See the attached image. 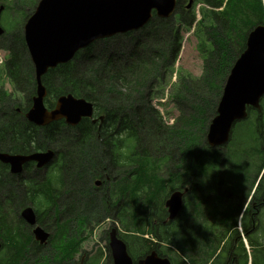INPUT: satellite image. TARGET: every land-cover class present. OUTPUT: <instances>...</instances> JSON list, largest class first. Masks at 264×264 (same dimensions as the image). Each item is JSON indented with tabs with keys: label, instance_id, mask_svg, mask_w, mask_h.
<instances>
[{
	"label": "rangeland",
	"instance_id": "374dc122",
	"mask_svg": "<svg viewBox=\"0 0 264 264\" xmlns=\"http://www.w3.org/2000/svg\"><path fill=\"white\" fill-rule=\"evenodd\" d=\"M38 1L39 0H6V2H3L2 5L9 7L7 13L8 16H2V19L5 17V23H9L8 17H15L17 23L22 20L27 21L28 18L31 17V15L33 14L35 7L38 4ZM226 2L228 3V6L224 8V12H228L225 15L219 16V20L216 21L214 25L213 22L207 17L209 10H211V7L208 6L204 0L194 2V4H192V6L190 7L191 9H188L189 3L187 2H185L183 5H180L176 14L171 19H169V24L166 25L175 26V33H178L180 36L181 50L179 56L174 63L169 62L168 64H164V69L161 72L166 73L167 76L154 81L156 82V84L159 83L160 87H155L152 91L153 86L156 85L153 82L152 84H150V87L147 89L143 98L140 99V97H138V99L139 101L141 100V102L143 103H151L159 111L160 116L168 124V126L175 125L179 118L183 116V114L180 112V110L182 109V96L180 95V92L181 81L183 79V76L187 75L193 78L201 77L202 75H204L206 65H208V62H211L213 59L216 63L217 68H221L222 64L225 68V65L227 64V58H225V56L223 55L224 48L228 47L229 49L233 46L235 42L240 41L241 39L243 41L246 36V32L248 30H252L255 25L261 23V21L255 19L260 18V11L258 5L260 3L264 9V0H226ZM246 3H250L252 5V8H250L249 6H245L244 4ZM181 8L183 9L181 10ZM187 13H189L190 15H186ZM254 14L256 15V17H253ZM192 17L195 18L194 21H192ZM185 21L191 23H186ZM152 22L153 23L150 24L149 27L134 32V34H132L131 36L123 35L122 37H119L118 39L113 40L112 42H97L92 46L91 51L87 54H94L100 57H106L123 53L124 56H126L129 50H131L133 44L135 47V42L138 39H143L146 40L144 52L140 54L139 47H136V51L140 56H150L151 64L149 63V65H152L153 58L155 56H159L160 50L163 49V47L166 48V45L168 44V37L161 28V26L157 23L158 21H156L155 19ZM212 25L214 31L209 36L208 31ZM13 31L14 30H8L0 39V49L7 50L11 59H13L14 55L12 50L16 49V47L12 45V38L10 35V33H13ZM203 47L204 49L201 51ZM5 54L6 53L4 51H0V77L3 81L2 85L8 92L13 91L11 94L13 95V97L10 105L13 106V104H17L18 102L20 104V114L18 113V110H15L17 112V116H15L14 119L10 118L12 114L11 107H9L10 109H6L7 111H5V116L2 118L4 122L6 120V123H4L5 125L3 128L7 127V130L10 131L14 130L11 128V126L19 124L16 121L19 120V118L22 120V122L20 123H23L24 119L22 116H24L25 118V113L28 114V112L33 107V99L37 95V90L34 89L33 82L31 85L29 84L30 80L33 81V79H35V73L33 72L32 68H30L28 72L26 64L23 67V71L25 74L29 73V76L24 79L25 83L18 87L19 92L16 90L13 83L7 80L6 70L3 67V63L9 60L7 59ZM18 57L20 61L19 50ZM114 59H116V57H114ZM222 59H224L223 62ZM90 60H92V58L88 57L80 61V77L87 79H100L101 77L99 76V74H94V72L86 71L82 73V71L86 70L85 66H87V68H91V64L94 62H90ZM93 61H95L96 66L101 65L98 61ZM155 63L160 69V61L157 60ZM31 64H33L32 61ZM99 67L100 66H98L96 69L100 70ZM116 70L118 69L114 67L107 69L105 73L100 70V75L105 78L107 75L104 74ZM219 74L220 73H217V77ZM142 76L144 75L142 74L139 77ZM136 84L138 83L132 81L131 86H136ZM188 89L189 87H187L186 93H188ZM203 89H206V87H203L200 90ZM201 93L205 94L203 92ZM209 93L210 91H206L207 96L211 95ZM183 94L184 93H182V95ZM31 102L32 104L30 106ZM7 107L8 106H6V108ZM47 107L49 108L50 105L48 104ZM147 119L150 122V119L148 117ZM163 131L164 130H162V132ZM154 132H156L155 129ZM5 133L6 131L1 133L0 138H3ZM144 135H147L143 137L144 143H146L148 146L151 143L153 148H157L158 150L161 149L163 150V152L158 154H151L154 157H157L155 162L156 165L154 167L155 171L150 174V171L152 170L154 164L148 163L149 167L151 168H145L144 174L142 175H146V177L150 176V180L152 177H154V175H156V177L163 181L164 184L159 187H149L147 190H150V192L144 195L141 190L145 185H149L150 182L146 184L142 183L138 190H136V184L134 185V188L133 185L127 184L126 174L135 168H131L133 162L128 161L129 168L124 170L120 169L121 174L125 176L126 182L120 184L118 187L121 190L122 188H126L128 185H130L131 190L128 189V191H130V197L125 199L119 211L115 209V212L118 211V218H116V222L117 219L120 220L118 228L119 232H121V235L123 234L125 238L129 239L130 251L135 259H138L147 250L155 249L160 255L172 258L175 264H181L186 261H188L189 264H194V257H196V251H192V248L195 245L200 244L201 255L206 254L205 244L201 242L203 241V239H201L200 237V239L195 241L190 239L186 240L184 246L189 249H185L184 246L182 247V243L185 240L187 229L190 227V224L194 223L195 221L188 219L186 221V226L176 222H172L169 225H164L163 223L165 220V217L162 212L163 207L169 195L176 189L177 175H181L179 172V169L181 168V161H185V157L182 154L184 153L183 148L179 152L178 150H172L168 152L169 147L163 148V144L160 143L161 139H166L165 133H160L158 136H153L151 133H145ZM238 135L244 138V143L242 144V152L238 153L236 157H234L232 153L229 158V161L226 159L228 162L225 164V156L229 153V149L234 147V143L238 142ZM256 136H264L263 127L255 118H248L247 120L244 119L243 121L238 122L235 125L228 144L215 148L210 147L212 151L217 152L221 156L219 166H221V164H224V166L213 178H211L207 182L202 181L201 191H203V195L201 196V194H199V197L200 200L203 201L202 205H204V207L201 206V210L204 208L203 211L198 212L195 209L194 197L190 195L188 207L184 215H190L191 217L197 218L198 216H201L203 214V217L209 220L210 222L207 226L212 232L208 231L206 234L209 240L218 239L219 241L221 239V232L214 231L215 228H212L214 223L213 221L211 222L212 219L210 218V216L206 214V204L211 203L215 206V204L220 199H222L220 207L217 210L218 213L222 214V216H220V218L222 219L224 216H226V212H228V209L224 207V203L228 200V203L230 204V217L227 219L226 223L229 224L234 221V216L237 214L239 206L245 205L244 202H246L245 198L249 193V185L245 186L244 189L240 186L242 184L241 181H243V167L249 173L250 170L243 164L244 144L247 139L252 140L255 139ZM173 141H175V139ZM125 144H127V142H125ZM135 148H139V150L141 149V152L144 155V150L146 149V147L143 144H139V146H136ZM62 150L63 148H61V151ZM75 151L76 148L74 147L73 153H75ZM87 152L92 156L93 153L97 152V150L93 149L91 146H88ZM116 153L118 154L117 157L120 161L121 154L119 151H117ZM94 155L98 156L99 162L103 160L101 156L104 154H99L97 152ZM94 155L92 156V158H95ZM60 165H62L63 167H60ZM83 166L86 165L82 162L73 163L70 156H68L67 145H65L64 154L62 155V157L58 156L54 158L52 164L49 167L40 171L41 177H44L45 175L47 177L46 181H51L52 178L53 184L59 187L61 190L63 188L60 186V184L56 183L57 178H60L62 180L64 179V183L66 184L64 186L65 192L59 195V197L56 198V201L52 200L51 202L43 201L41 200L42 198L39 197H37L36 199L35 197L30 196L31 193L27 191L33 186V183H30L31 180H28L23 186H18L10 184V182L7 179H4L5 177L0 174V185H4L5 187L7 186V188L2 190V192L0 193V201L2 202V199L4 197L3 193H7V196H9L11 199H14V203L17 204L16 210L18 211L19 216L21 213L20 208L22 206L26 205L28 207L34 208L39 218L37 226L45 231L48 230L47 232L51 235L50 238L52 239L47 244L41 246L38 244V242L35 241L32 229L27 227L25 224H20L17 237H26L28 247H25L21 254L20 252L16 253L15 256L20 255L19 264H39V262H42L43 264H48L50 258H55L56 260H59L57 256L64 259V262L68 260L66 263H70L71 261L75 262V258H77L78 256L75 255L76 252L71 250V248L75 245L80 248V245L82 243H84L82 247L84 248V251H88L91 255L88 264H96L94 260L96 256V246L98 245L101 233L106 230L109 226V222L107 221V219L112 217H110L108 213L112 210L109 209V207L104 201V199L107 197L106 195H103L105 191L97 190L95 180H93L92 182V191L95 192H92L91 196L93 195L95 197L93 200H96V204H92L91 200H88L85 198V196H83L82 200L84 201V205L82 208H80L79 211H81V209L84 211L83 213H81V215L85 216L86 220L88 217V221L93 217L97 219L92 225H89V227L85 226L86 220H84L78 230V235H75L73 237L68 235V224L66 222V219H68L67 211L69 208L67 203L68 197L70 196V194H75V192L78 191L76 188L78 187L80 181H83V183H85L84 178L83 180H81V177H83ZM176 166L177 169H175ZM86 167L87 171L99 169L97 165ZM238 167H241L242 171H236V168ZM76 172L78 173L77 176L75 175ZM37 177H39L37 174H33L32 176L30 175L29 178L36 179ZM164 179H167V184ZM145 180H143L142 182H145ZM203 182L205 185H203ZM186 186L190 187L191 185L190 183H188ZM111 195H113V190L111 192ZM141 195L143 196V198L140 197ZM64 198L66 199L63 200ZM233 208L237 211L234 214ZM243 211L244 207L241 213L238 215L237 219L242 215ZM261 212L262 223H260L256 230H254V232L250 234L253 240L259 241L255 246L257 250L264 253V208ZM248 217L249 214L247 216V222ZM98 218H103L104 223L100 225ZM73 219L77 220V215H73ZM133 220L136 221V224L139 220V225L134 226ZM244 224L238 226L240 228V234L238 235L240 241L238 245L234 243L236 231H231L232 239L227 244V247H229L228 253L238 255L243 262V252L246 251L247 256L249 258L248 264H251V260L254 256L252 255V250L255 251V249H252V247L248 244L246 232L244 230ZM61 228L66 230V235L68 239L67 242L66 240L64 242L67 243V245L69 246V252L72 253L69 254V256L65 257L64 255H60L59 253H57V249H61L60 247H57V245H60L58 241V235L61 231ZM86 231V236L83 239L82 233ZM135 232H145L146 236L135 234ZM212 234L213 236H211ZM135 236L141 237L143 239L148 238L146 239L147 245H144L142 240H134L133 238H136ZM229 237L230 235L226 234L224 237H222V239ZM241 240H243V245L245 248L242 247ZM0 243H3L1 231ZM186 244L191 245V247H188ZM203 248L205 249L203 250ZM230 249L233 250L230 251ZM103 253L104 256H102L100 264H108V252L105 251ZM15 256L13 257V260ZM78 261L79 257L77 258V262ZM64 262L61 264H66ZM0 263L15 264L12 262V254L8 251L6 247L0 249ZM51 264H53V261H51Z\"/></svg>",
	"mask_w": 264,
	"mask_h": 264
},
{
	"label": "trees",
	"instance_id": "16d2710c",
	"mask_svg": "<svg viewBox=\"0 0 264 264\" xmlns=\"http://www.w3.org/2000/svg\"><path fill=\"white\" fill-rule=\"evenodd\" d=\"M187 1L188 0H179L180 5H183ZM204 1L213 8H220L224 4V0ZM244 5L252 8V5L250 3H246ZM258 6L260 11V18H256L255 20L263 22V6L260 3ZM182 9L183 8H181V10ZM227 12L228 11H223L222 13L212 12L211 14L207 15V17L208 19L212 16L218 17L219 15H225ZM186 15L190 14L187 13ZM253 17H256V15L254 14ZM194 19L195 18L192 17V21H194ZM156 21H158L157 23L166 33L168 37V44L166 45V48L163 47V49L160 50L159 56H155L153 58L152 65H149V63L151 64L150 56H140L137 53L136 47L140 48V54L144 52L146 41L143 39H138L135 42V47L133 44L131 50H129L126 56H124L123 53L106 57L87 54L91 51V47L78 53L76 58L71 63L67 65H61L55 70H50V72L45 77H43V84L47 89V98L45 99V103L46 106H48V104L50 105L49 109H53L55 107L56 101L60 97L72 95L75 98L86 99L88 102L92 103L95 107L94 117L97 119H99L100 117H104L103 123L98 122L96 124H93L91 120L84 119L78 127H71L65 122L61 121L54 123L48 127L39 128L30 123L26 118H24V116H22L24 119L23 123H20L22 122V120L19 118V120H16L19 124L11 126V128L14 130L8 131L7 127L3 128L5 125L4 123H6V120L4 122L2 119L5 116L3 114L5 113V111H7L6 109H10L9 107L14 109L16 107H20V104L18 102L17 104H13V106L10 105L13 95H11L12 92H8L2 85L1 78L0 134L5 131L6 133L4 134L3 138H0V153H34L52 150L56 153L57 157H62V155L64 154V146L67 145L68 156H70L73 163L82 162L86 166L97 165L99 167L100 164L98 161V156H95L94 154H96L97 152L99 154H104L101 156V158L103 159L107 158L109 153L112 155L113 153L119 151L121 154L120 169L124 170L129 168L128 161L133 162L131 168L135 167L133 169V172L135 173V180L134 183H131V185H133L134 187V184H136V190H138L142 183L146 184L150 182L149 185H145L141 190L145 195L150 192V190H147L149 187H159L164 184V182L157 178L156 175H154L151 180L150 176L146 177V175H142L144 174L145 168H151L149 167L148 163L154 164L152 170L150 171V174L155 171L154 167L156 165L155 162L157 157H154L151 154L162 153L163 150L153 148L151 143L148 146L143 142V137L147 136L144 135L145 133H151L153 136H158L160 133H165L166 139H161L160 143L163 144V148L169 147L168 152L172 150H178L179 152L183 148L184 153L182 154L185 157V161H181V169L183 168L188 176L200 174L202 178L206 177L207 179L209 176L208 173H211L213 170L218 171L219 168L221 169L223 167L219 166L221 156L217 152L212 151L209 148L207 143V135L209 125L212 119L217 115L218 104L222 97L227 78L230 74L232 64L241 50L240 46L242 45L243 41L241 39L240 41L235 42L229 49L228 47L224 48L223 55L225 56V58H227V64L225 65V68L223 64L221 65V68H217L216 63L213 59L211 62H208V65H206L205 67L204 75H202L201 77L193 78L187 75L183 76L180 92V95L182 96V109L180 110V112L183 114V116L179 118L175 125L170 127L167 123H165V121L160 116L159 111L151 103H143L138 99V97H140V99L143 98L147 89L150 87V84H152L156 80H159L160 78L167 76L166 73L161 72L164 69V64H168L169 62L174 63L177 60L181 50V40L179 34L175 33V26H166L167 24H169L170 20L156 19ZM185 22L191 23L187 21ZM25 23V20L20 21L14 28H12V30H14L13 33L9 32L12 38V45L15 46L16 49L12 50L14 53L13 59H11V61L6 65L7 74L18 92V87L24 84V79L29 76V73L25 74L23 71L24 65H27L28 72L30 68H32L34 72V67L33 64H31L24 38ZM152 23L153 22H151L150 24ZM149 25L146 26V28L149 27ZM12 30L10 29V31ZM132 34L134 33L127 34L126 36H131ZM208 35H211L210 31L208 32ZM119 37L122 36H117L105 40V42H112ZM203 49L204 47L201 49V51ZM18 50L20 61L18 57ZM88 57L92 58L90 62L94 63L91 64V68H87V66H85L86 70L82 71V73L86 71L94 72V74H99V76L101 77L100 79H87L80 77L79 69L81 64L79 66V63L82 59ZM114 57H116V59H114ZM93 60H96L101 64L98 66H100L99 69L102 70L103 73H105L106 70L110 69L111 67L117 68L118 70L107 72L106 74H104L107 76L103 78L100 75V70L96 69L98 66H96V63ZM157 60L160 61V69L155 63ZM223 61L224 59H222V62ZM217 73H220L218 77ZM142 74L144 76L139 77ZM132 81H135L138 84H136V86H131ZM32 82L34 89L37 90L36 80H30L29 84L31 85ZM154 84H156V82H154ZM154 87L155 86H153L152 90L154 89ZM187 87H189L188 93H186ZM203 87H206V89L200 90ZM206 91H210L209 94L211 95L207 96ZM201 92L205 94H202ZM182 93L184 94L182 95ZM31 104L32 102L30 103V106ZM6 106L8 107L6 108ZM15 113L17 112L15 111ZM147 117L150 119V122ZM10 118H15L13 112ZM154 129L156 130V132H154ZM162 130L164 131L162 132ZM238 136L239 140L237 143L233 142L234 147L229 149V153L225 156V162L226 159L229 161L232 153L233 156L236 157L238 153L242 152V144L244 143V138H242L240 135ZM174 139L176 142L173 141ZM125 142H127V144H125ZM139 144H143L146 147V149L144 150V155L142 154L141 149L139 150V148H135L136 146H139ZM88 146H91L93 149L97 150V152L93 153L95 158H92L93 155L91 156L90 154H88ZM74 147L76 148L75 153H73ZM61 148H63L62 151ZM110 161H113V158H111ZM86 166H83L82 168L83 177H81V180H83L84 178L85 183H83V181L79 182V185L76 188L78 191L75 192V196L80 199L85 196L86 199L91 200L92 204H96V200H93L95 197L93 195L91 196V193L95 192L92 191V182L96 178L95 170L87 171ZM60 167L63 166L60 165ZM175 169H177V166L175 167ZM236 171H242L241 167L236 168ZM75 175L77 176L78 173L76 172ZM129 175V173L126 174L128 180ZM143 180H145V182H142ZM56 183L60 184L63 189L61 190L51 181H47L42 189L35 188L34 192L39 193V196H43V198L46 199H50V193H53L57 198L59 197V195L65 192L64 186L66 184L64 183V179L62 180L60 178H57ZM241 183L242 184L240 187L242 188L244 186V182L241 181ZM203 185H205L204 182ZM126 188L128 189L129 185ZM249 188L250 191L246 197L249 196L252 186H249ZM192 189H194V186H192L191 190ZM1 190L2 186L0 187V193ZM140 197L143 198L142 195ZM65 199L66 198H64L63 200ZM229 205V203L224 204V207L228 209V212H226V216L221 219L220 216H222V214L217 212L220 206H214L211 203L206 204V214L210 217H214V225L212 228L216 229L218 226H221L223 228L221 239L231 231H236L237 233L238 225L236 223V220L244 207V205H240L239 209L237 210L238 212L233 208V214L235 212H237V214L234 216V221L229 224L226 223V218L230 217ZM22 207L24 208L25 206ZM251 210L255 212L257 211V208L255 209L252 206L247 208L244 214L246 220V223L244 224L245 232L248 226L247 216ZM204 219L206 218H204L202 215L198 216L194 223H197L199 225L201 231L204 229L205 234L200 235L201 239H203V241L201 242L205 244L206 250L212 253L214 249H212V245L209 244V239L206 236L207 232H210V228L207 226L208 223L205 224L204 221L206 220ZM1 223L2 221L0 218V229ZM18 223L23 224V221H21V219L19 218ZM139 223V220L137 221V224L136 221L133 220L134 226H138ZM62 229L63 228H61V231L58 235V241L60 245H57V247H60L61 249H57V253H59L60 255H64L65 257L69 256V254L72 253L69 252V246L64 242L65 240L67 242L68 239L66 230ZM135 234L145 235V232H135ZM135 237L136 238L133 239H137L136 241H147L146 239H143L141 237ZM23 238L26 241L27 238ZM122 238L129 241V239L125 238L123 234ZM221 239L218 241L219 244L225 238H223L222 240ZM190 240L194 239L190 238ZM128 241L127 243L129 244ZM248 241L252 249H255V251L252 250V255H254L252 264H264V253L258 251L255 247L257 241L253 240L250 237L248 238ZM241 244L242 247L245 248L243 245V240H241ZM184 245L185 240L182 243V247ZM198 246L200 251V244L195 245L192 248V251H196V248ZM188 247H191V245H188ZM150 250H147L143 255L148 253ZM196 252L197 253H195L196 257H194V264H208L209 255H201L200 252ZM243 257L244 261L242 264H248L249 258L246 251L243 252ZM57 258L59 259L58 261H62V258L58 256Z\"/></svg>",
	"mask_w": 264,
	"mask_h": 264
},
{
	"label": "water",
	"instance_id": "95a60500",
	"mask_svg": "<svg viewBox=\"0 0 264 264\" xmlns=\"http://www.w3.org/2000/svg\"><path fill=\"white\" fill-rule=\"evenodd\" d=\"M175 3L176 0H41L24 30L38 85L37 97L26 115L27 120L40 127L65 120L68 125L75 127L84 118H92L93 104L72 95L61 97L54 109H47L44 103L47 91L42 82L43 76L60 65L70 63L77 53L100 40L143 29L151 21L153 10L161 18H170L177 7ZM249 45L248 54L238 62L233 71L234 76L229 78L218 107V115L210 125L207 142L212 148L228 144L234 123L246 116L245 106L253 102L244 96L241 71L255 53L257 56L263 55V28L252 34ZM55 156L52 150L30 156L0 153V161L10 164L13 173H20L28 161L37 162L38 167L42 168ZM187 192H175L167 200L166 208L172 220L183 209V199ZM23 215L28 223L35 225L36 214L32 209L26 210ZM34 236L42 245L50 239V235L40 227L35 229ZM111 250L114 264H133L126 245L117 238L116 230L112 231ZM138 264H171V261L153 251L139 260Z\"/></svg>",
	"mask_w": 264,
	"mask_h": 264
},
{
	"label": "flooded vegetation",
	"instance_id": "af4514ba",
	"mask_svg": "<svg viewBox=\"0 0 264 264\" xmlns=\"http://www.w3.org/2000/svg\"><path fill=\"white\" fill-rule=\"evenodd\" d=\"M247 39H248V34L246 35L245 40H243V43L240 46L241 50L238 53V56L236 57L235 61L232 64V68H231L230 74L227 78L225 87L229 81L230 76L232 75L233 71L236 68V65L238 63L239 58L242 55L246 54L248 51ZM255 59H257V53H255V55L250 60H255ZM252 69H254L253 70L254 74H258V72H259L258 66L252 67L251 65H248L246 63L245 67L242 68V71H241L242 78H244V79L249 78V74H250V71ZM256 77H257V75H255L253 77V81H252L251 85H254L255 83L257 84V81L256 82L254 81V79H256ZM247 91L248 90H246L245 92H247ZM260 106H261V109H256V108L252 107L251 104L247 105L246 106L247 116L245 119L247 120L248 118H255L262 125L263 131H264V97H262L260 100ZM11 110H12L13 114L15 116H17V113H15V111H14L15 108L14 109L11 108ZM3 115H5V113ZM133 119H134V116H133ZM103 121L104 120H102L101 123H103ZM117 156H118L117 153H113L112 155L109 153L107 158H103V160L99 162V164H100L99 169L95 170V177H96L95 179L100 180L102 182L99 186H97V190L98 191H101V190L105 191V193L103 195H106L107 197L104 199V201L107 204V206L109 207V209L112 210L108 213V215L112 218L107 219V221L109 222V226L100 235L98 245L96 246V251H95L96 256H95L94 260L96 261L100 255L104 256L103 252L107 251L108 255H109L108 264H114V260L112 258V250H111V240H112V231L118 230V228H119L120 220L117 219V222H116V218H118V211L121 208V206L123 205L125 199L130 197V191H128V189L131 190L130 185H129L128 189L122 188L120 190V188L118 187L120 184L125 183L126 179H125V176L122 175L120 172V161H119V158ZM111 158H113V161H110ZM227 162L228 161L226 160L225 164ZM263 163H264V136L263 137H257L256 136V138L252 139V140L247 139L245 141V144H244L243 164H244V166H246L250 170V173L248 171H246L243 167V177L245 179V182L248 185L256 183V180L259 176L258 170L263 165ZM35 164H36L35 162H28L23 166V171L21 173L13 174L11 172L12 167L8 164L2 163L0 165V174H2L5 177L4 179H7L10 182V184L18 185V186L25 185V183L28 180L29 181L31 180L30 183L37 182L38 184L42 181L45 182L47 177L45 175H44V177L40 176L41 169L36 167L37 164L36 165ZM222 166H224V164L223 165L221 164L220 167H222ZM219 170H221V169L219 168ZM219 170L218 171L213 170L211 173H208L209 176L206 179V177L202 178V176H200V174L188 176L186 174V171L183 168L182 169L180 168L179 172L181 175L180 176L177 175L176 189L173 191V193H175V192H183L184 193L186 190H188V192L184 195L183 209L181 210V212L179 213L177 218L174 220H172L170 218V214H169L168 209L166 208V202H165V205H164L163 211H162L163 215L166 219L165 222H176V223H181L184 226H186L187 225L186 221L188 219L196 221V218L191 217L190 215L184 216L185 212L187 210V207H188L189 197H190V195L192 197H194L195 209L198 212L203 211L204 208L201 210V206L204 207V205H202L203 201L200 200V197H199V194H201V196L203 195V191H201L202 181L207 182L208 180L213 178L219 172ZM33 174H37L39 177H37L36 179L29 178L30 175L32 176ZM129 174H130L129 180L127 177V180H128L127 184H131L132 182L134 183L135 173L133 172V170H131L129 172ZM164 180L167 184V179H164ZM183 180H184V182H183ZM51 182L53 183L52 178H51ZM188 183H190V185H191L190 187L186 186ZM0 186H2V190L7 188V186L5 187L4 185H0ZM184 186H186V187H184ZM192 186H194V189L191 190ZM260 186H261V194L258 195L257 197H254L250 201L251 206L255 209L257 208V211L249 212L250 214L248 217V226L246 229V237L247 238H249V237L252 238L250 233L254 232V230H256V228L259 226V224L262 223V219H261L262 212L259 209L264 208V185L262 184ZM2 190H1V192H2ZM13 190H14V188H13ZM112 190H113V195H111ZM3 194H4V197L2 199V202L0 201V214H1L0 218L2 221L0 231L3 234L2 245L4 247H6L8 249V251L12 254V262L15 264H19L20 263V255L19 256H15V255L18 252H20V254H21L22 251L25 249V247H28V242L25 241L23 237H21V238L17 237L18 229H19V226L21 224V223L20 224L18 223L19 216H18V211L16 210L17 204L14 203V199H11L9 196H7V193H3ZM50 197H51V199L49 200V202H51L52 200L56 201L55 194L50 193ZM168 198H167V200H168ZM245 200L248 201V199H246V198H245ZM221 201H222V199H220L215 204V206H220ZM67 203H68V207H69L68 211H67L68 212V215H67L68 219H66V216H65V219H66V222L68 224V231H69L68 235L73 237L75 235H78V230L81 227L82 222L84 220H86V217L81 215V213H83L84 211L82 209H81V211H79L80 208L83 207L84 201L82 199L76 197L75 194H72V195L70 194V196L68 197ZM226 203H228V200L224 204H226ZM102 207H103V205H102ZM115 209H117L118 211L115 212ZM73 215H77L78 219L74 220ZM202 216H203V214H202ZM256 217H257V219H256ZM210 218L212 219L211 222L214 221L213 216ZM96 219L97 218L93 217V218L89 219V221H88V217H87V220L85 222V226L89 227V225H92ZM226 219H228V218H226ZM204 220H206V221H204L205 224L210 223L209 220H207V219H204ZM98 221H99L100 225L104 223L103 218H98ZM38 222H39V218L37 219V224H38ZM236 223H237V225L239 223L241 225L246 223L245 216L244 215L240 216L237 219ZM33 227L35 228L37 226H33ZM29 228L32 229V232H33L34 228H32V227H29ZM214 231H220L221 232L220 236H221L222 232H223V228L221 226H218ZM238 231L239 230L237 228V233L235 234V238H234V243L236 245H238L239 241H240L239 237H238V235H239ZM210 232H212V231L210 230ZM86 233H87V231L82 233L83 239L85 238ZM201 234H203V235L205 234L204 229L201 231L199 228V225H197V223H192L191 226L187 229L186 235H188V236L185 235V241L190 239V238H193L194 240H198V239H200ZM227 235H230V237L225 238L220 244L218 242V239L209 240V244L212 245V249H214V250L212 251V253L210 251L206 250V254L209 255L208 264H242L243 263L242 259L238 255H233L231 253H228L229 247H227V244L232 239V232L228 233ZM118 236H119V238L122 237L120 235V233ZM211 236H213V234ZM9 239H11L12 241ZM134 240H137V239H134ZM125 241L127 243L128 240H125ZM258 242L259 241H257V243ZM143 243H144V245H147V241L144 240ZM83 244L84 243H82L80 245V248L77 245L72 247V250L74 252H76L75 255H77L79 257L78 262H77L78 257L75 258V262L71 261L70 263H66L68 260H66L65 262H64V260L57 262V260L55 258H53V259L50 258L48 264H51V261H53V264H56V263L61 264L63 262L66 264H76V262H77V264H81V263L88 264V261L90 260L91 255L89 254L88 251H84V248H82ZM129 244H130V242H129ZM129 244H128V248H129ZM184 248L189 249L185 246H184ZM232 250L233 249H230V251H232ZM196 251L200 252L199 246L196 248ZM152 252H153V250H150L148 253H146V255H150ZM146 255H144L140 259L145 258ZM14 256H15L14 260L16 262L13 260ZM139 260H137V261L134 260L135 264H137V262ZM39 264H43V263L39 262ZM181 264H189V262L186 261V262L181 263Z\"/></svg>",
	"mask_w": 264,
	"mask_h": 264
}]
</instances>
